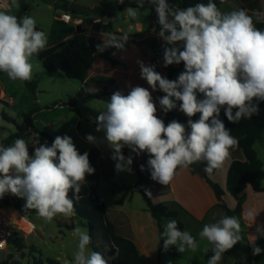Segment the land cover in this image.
Wrapping results in <instances>:
<instances>
[{"label": "clouds", "instance_id": "9594fccd", "mask_svg": "<svg viewBox=\"0 0 264 264\" xmlns=\"http://www.w3.org/2000/svg\"><path fill=\"white\" fill-rule=\"evenodd\" d=\"M145 2L154 7L158 17V35L165 44L164 67L183 63L184 70L170 80L156 71L155 65L138 60L140 77L151 91L139 85H129L126 95L115 91L94 120L96 131L104 133L102 141L91 134L86 140L107 144L118 173L132 172L133 157H125L124 148L137 156L146 153L151 179L166 186L195 163L205 162L204 172L211 175L239 146L238 138L220 119L222 110L234 124L259 114V102H264V30L256 27V22L264 23V11L256 10L253 15L245 9L222 12L213 0L183 9L169 0H135L137 7L124 10L127 18L137 19ZM7 7V11H0V72L11 81L28 82L33 78L32 59L46 50L48 36L37 30L34 17L12 13L20 8L19 0H10ZM107 35V41L104 38V43L96 46L98 52L108 47L122 50L129 38L127 34L119 38ZM157 90L164 93L159 109L166 114L179 101V110L189 117L186 125L177 120L165 124L159 117L152 95ZM196 114H200L199 119H191ZM33 146L30 155L22 138L8 146L0 144V199L8 194L24 199V210H35L45 223L57 215H76L81 186L95 172L89 154H81L68 135H57L49 145L47 141L40 143L37 134ZM257 147L258 142L253 144L254 150ZM140 167L143 171L145 166ZM146 193L151 197L149 190ZM248 216L255 221V213ZM82 219L86 224V218ZM213 219L215 222L205 224L198 233L200 240L211 246L207 264H219L224 253L242 240L238 217L224 215L216 220L214 215ZM257 232L264 236L260 226ZM73 235L78 238L76 251L65 264H109L111 258L90 250L92 239L87 228L78 225ZM160 235L165 250L176 246L183 253L199 247L197 239L181 230L175 219L165 223ZM262 251L253 246L252 254Z\"/></svg>", "mask_w": 264, "mask_h": 264}, {"label": "rangeland", "instance_id": "374dc122", "mask_svg": "<svg viewBox=\"0 0 264 264\" xmlns=\"http://www.w3.org/2000/svg\"><path fill=\"white\" fill-rule=\"evenodd\" d=\"M68 1L71 3L65 0H19L20 8L12 9L11 11L13 14L19 15L24 12V4L29 6L26 14L35 18L37 30L47 33L48 46L50 47H61L66 42H64V38L69 35L73 36L80 25L86 30L88 35L96 41L104 43V38L107 41V34L110 33L105 27L111 22L114 31L118 33L114 35L118 38L124 34L129 36L145 33L141 37L129 36L126 43L129 41L139 42L140 48L152 51L151 42L156 39L164 50V41L159 37V32H155V28L158 25L157 14L156 20H154L151 9L141 8L137 19L130 20L124 13L127 7H137L135 0H126L124 10L119 8L117 0H108L105 5L103 0ZM80 5L86 7H81ZM143 7H145V4ZM108 12L111 15L106 14ZM118 13L119 16L117 18ZM66 14L71 17L70 21L64 19ZM145 39L147 40L144 41ZM121 57L125 61H133L132 59H134L137 73L135 78L129 82V85L149 88L147 82L140 77V67L137 63L138 60H141L146 65H151L148 59L144 56L140 58L137 55L133 56L126 53L121 55ZM162 62L164 64V61ZM32 63L33 78L30 82L36 84V89L28 86L27 82L11 81L6 74H0V92L4 91L6 93V100H2L0 103V144L4 145L7 139L18 132L17 126L25 123L27 114H33L32 122L35 125V129H30L21 137L28 143L30 155L34 153L33 142L37 134L40 143L47 141L49 145H51L57 135H68L73 139L77 150L81 154L85 152L87 147L99 148L102 151L101 154L95 150L89 156L90 164L95 169V172L87 176L82 186H87L90 189L96 187L97 194L104 200L110 217L117 220L118 224H120V219H125L127 214L132 218L134 216L138 225L144 224L147 226V235L149 236L147 242L149 243L150 254L156 256V261L148 259L144 264H184L187 262L186 254L193 256L194 260L200 258V246L194 252L186 250V254L183 255L179 254L176 246L170 247L171 253L170 249L168 253L161 254L159 252L160 236L158 233L155 241L153 240L151 229L155 222L152 215L148 212V198L142 190L147 189L152 192L151 196L153 198H155V194H153L152 187L145 180H142L140 173L134 167L138 163L136 154L128 153V155L133 157L132 172L118 173L115 170V161L111 159L112 150L107 144L103 142L91 144L86 140V136L91 134L96 136L98 141H102L104 133L96 131L97 125L94 120L98 116L99 111L105 109L106 102L94 100L78 108L67 105L84 85L87 92L104 90L106 84L102 80L103 77H93L89 72L87 80L83 83L79 80L68 78L61 71H47L41 60L36 56L33 57ZM180 65L170 66L180 67ZM182 71H179L173 80L177 79ZM158 72L163 77L167 75L165 68H160ZM105 74L116 78L119 83L118 87H114L115 89L108 88V91L115 92L119 90L126 92L129 90L128 82L122 79L117 72L110 71L105 72ZM149 90L151 91L150 88ZM156 93L157 91L153 92L152 95L159 99ZM176 103L178 107L179 101ZM177 107L172 111L176 110ZM3 115L13 119V122L6 119ZM258 117L264 119V112L259 110ZM259 152L264 162V151L260 150ZM100 156L101 159H99ZM225 174L224 163L220 169H217L211 175L207 174V176L220 185L219 182L223 181ZM20 200L25 204L24 199L20 198ZM119 209H122V214ZM17 212L11 194L0 199V213L6 214L17 223L20 231L7 249L0 251V264H13L16 261L21 264H35L36 260H42L44 264H48L46 262L48 258L65 264L66 260L71 261L73 259L78 243V238L73 235V229L79 225L87 228L89 234L91 233L89 222L87 221L84 224L82 217L78 215L71 217L57 215L51 223H45L36 213H32L30 216L22 214L20 218L23 216L27 221L25 226L22 227L23 221L19 218L18 214L20 213ZM20 238L24 239V249H20L16 243V240ZM94 244L105 257L111 258L109 264L117 263L116 255H108L110 248L101 232L95 233ZM89 248L94 250L90 246Z\"/></svg>", "mask_w": 264, "mask_h": 264}, {"label": "trees", "instance_id": "16d2710c", "mask_svg": "<svg viewBox=\"0 0 264 264\" xmlns=\"http://www.w3.org/2000/svg\"><path fill=\"white\" fill-rule=\"evenodd\" d=\"M47 1V0H44ZM108 0H103L105 5ZM207 0H169V3L180 8H187L194 6L197 3H207ZM151 9L153 19L156 20V13L154 7L145 2V7ZM29 6L24 4V12L20 13L17 16H23L28 12ZM100 10V9H98ZM111 15V13H106ZM256 27L264 30V23L257 22ZM110 33L118 34L114 31L113 25L109 22L105 27ZM160 25L155 28V32H159ZM145 33L140 35H129L132 37H141ZM133 41H129L125 44L129 46ZM103 44L102 42L96 41L90 35L86 33V30L80 25L77 27L75 34L69 38L61 47L58 46H47L46 50L39 53L38 57L44 68L49 72L61 71L68 78L79 80L85 82L89 75L90 69L95 63L97 58H104L109 61L113 66L120 64L119 60L113 57V52L116 50L115 47H108L103 52H98L96 46ZM151 49L154 54L152 58L151 65H155L156 71H159L160 68H165L167 70V76L165 78L173 80L177 73L181 70H184V65L181 63L180 67L168 66L164 67L163 64V49L161 48L159 42L154 39L151 42ZM162 60V61H161ZM2 74V72H0ZM105 82V89L102 91H92L87 92L86 86L84 85L78 94L71 99L67 105H70L74 108H78L83 104L90 103L94 100H101L107 102L110 100L111 95L114 92H110L107 89L115 84L113 79L102 78ZM28 86L32 89H36V84L30 81L27 82ZM160 97L164 95L162 91L157 90ZM126 95V94H125ZM2 99H0V103ZM156 102V101H155ZM157 104V103H156ZM180 104V102H179ZM158 108V115L163 119L166 124L172 120H177L183 124H187L189 117L179 110V106L176 110L164 113ZM259 110L264 112V102H259ZM200 114H196L191 119H199ZM6 119H9L13 122V119L9 118L6 115H3ZM33 114H27L25 117V123L18 125V132L12 135L9 139L4 142V146L12 144L17 138H21L26 132L30 129H35V125L32 122ZM220 119L225 123L226 127L231 130V134L238 138L239 146L243 150L246 159L244 161L236 160L232 163L227 177V188L232 196L237 200V206L234 210H231L227 207L226 204L221 203L225 208L229 216L241 217L243 211V205L246 200V195L244 190L247 186H250L253 190L264 192V162L259 157L257 150L253 149V144L257 143L264 134V119L258 117V115H253L251 119H242L239 123H231L227 120V117L224 115L223 110L220 114ZM123 154L129 153L128 148H124ZM206 164L205 162L195 163L189 166L194 173H197L203 177L207 178L208 183L211 185L214 193L217 198L222 202L225 195V191L222 187L208 178L207 174L204 172ZM137 170V169H136ZM138 171V170H137ZM216 170L213 171V173ZM89 182V181H88ZM148 198V211L152 214L153 218L157 221L160 234L163 232L164 226L162 225L165 218H173L178 222V227L181 230H186L184 223L178 219V212L171 210L163 202H155L153 197H149L146 193V189L142 190ZM70 196H73V193H69ZM79 199L75 201V211L76 215L86 218L90 224L91 228V239L92 242L89 245L98 251L97 247L94 244V235L97 232H101L103 237L110 248L108 255L117 256L116 264H141V256L136 244L117 233L115 224L109 220L106 204L104 200L98 196L96 187L88 188L87 186H82L79 193ZM13 204L16 210L22 215L30 216L32 213H36L35 210H24V204L20 198L13 196ZM74 198V197H73ZM16 243L20 249H24V239L20 238L16 240ZM168 250L163 248V240L160 235V253H168ZM212 255V252L209 248L207 252V260ZM48 264H61L60 261L55 259L48 258L46 260ZM13 264H21L20 262H14ZM35 264H44L42 260H36ZM190 264H199L194 261Z\"/></svg>", "mask_w": 264, "mask_h": 264}, {"label": "crops", "instance_id": "0c3cea01", "mask_svg": "<svg viewBox=\"0 0 264 264\" xmlns=\"http://www.w3.org/2000/svg\"><path fill=\"white\" fill-rule=\"evenodd\" d=\"M65 1L70 2L68 0ZM74 1L76 0H73L72 2ZM125 1L126 0H124L123 3H119L117 0L118 6L121 10H124L126 6ZM213 2L217 4L222 12H231L233 10L245 9L249 15H253L254 11L256 10L264 11V0H224V3H221L220 0H213ZM80 6L86 7L84 5ZM70 37H72V35L65 37L64 42L67 41ZM146 40L147 39H145L144 41ZM138 44L140 43H131L129 46L124 47V49H116L113 52V57L120 62V64L117 66H113L104 58H97L90 69V75L93 77L113 79L115 81V84L109 87V89H113L114 87L119 86L118 80L112 76L106 75L105 72H117L122 79L128 82L129 85V82L133 78H135L137 73L134 66V59H132L133 61H125L124 59H122L121 55L126 53L132 54L133 56L137 55V57L140 58L141 56H144L150 63L152 61V58L154 57V54L151 50L149 51L146 48H140ZM128 91L122 93L127 94ZM156 94L160 98L158 91ZM153 98L159 105V99L154 96ZM0 99L6 100V93L4 91L0 92ZM95 150L100 154L102 153L99 148L95 147H87L85 152H87L90 156V154ZM256 150L259 157L261 158L259 151H264V134L258 141V147L256 148ZM124 155L125 157L129 156L128 153ZM136 158L138 159V163L137 165H134V167H136L135 169H137L140 173L142 180H145L150 185V187H152V191L154 192L153 194H155V198H153L155 199L154 201L163 202L171 210L177 211L178 219L184 223L186 230L189 231L197 239L198 245L201 249L200 258L194 260L193 256H191L190 254H186V251L183 253L179 252L180 255L186 254L187 256V262H185L184 264H190L194 261L198 262L199 264H207V252L204 251V248L206 246L210 248L211 246L207 245L206 240H200L198 233L202 230L205 224L215 222L213 219L214 215L216 220L220 219L224 215L229 216L221 203L226 204L227 207L231 210H234L236 208L238 202L236 198L232 196L228 191L227 177L230 167L234 161H244L246 159L243 150L240 148L233 149L231 151L229 160L227 159L224 162L226 168V176L222 179V182H219L222 189L225 191L222 202L217 198L214 190L208 183L207 178L194 173L190 167L180 171L179 174L175 176V178L168 185L165 186L151 179L150 172L147 168L148 156L146 153H142L139 156L136 155ZM99 159H101V156ZM141 165L145 166L143 171H141ZM244 194L246 195V200L243 205L241 217L239 218L242 228V240L238 242L231 250L224 253L219 264H264V251H262L260 255L254 256L252 254L253 246H259L260 248L264 249V236L259 235V233L257 232L258 226L264 229V192L255 191L250 186H247V188L244 190ZM119 212L122 214V209H119ZM249 212H253L256 214L255 221L249 218ZM107 214L109 220L115 224L117 233L129 240H132L136 244L141 256V264H144V262L148 259L156 261V256L154 254H150V247L149 243L147 242L149 236L147 235L146 225H138L136 223L135 217L133 216L132 218L127 214L125 216V219H120V224H118L117 220H114V218L110 217L108 211ZM149 214L151 213L149 212ZM171 219L173 218H165L162 225L165 226V223ZM153 220L155 223L152 229L151 225L149 227L153 235V240L155 241L158 233L160 236V231L157 221L154 218Z\"/></svg>", "mask_w": 264, "mask_h": 264}, {"label": "built area", "instance_id": "2783aa9c", "mask_svg": "<svg viewBox=\"0 0 264 264\" xmlns=\"http://www.w3.org/2000/svg\"><path fill=\"white\" fill-rule=\"evenodd\" d=\"M9 3V0H0V10H8ZM64 19L70 21L71 17L66 14ZM19 232L17 224L6 214L0 213V251L7 249Z\"/></svg>", "mask_w": 264, "mask_h": 264}, {"label": "bare ground", "instance_id": "6f19581e", "mask_svg": "<svg viewBox=\"0 0 264 264\" xmlns=\"http://www.w3.org/2000/svg\"><path fill=\"white\" fill-rule=\"evenodd\" d=\"M17 213H18V212H17ZM18 215H19V218H20V215H21V214H18ZM20 219H22V221H23V222H22V224H21V225H22V227H24V226H25V224L27 223V221H26V219H25L23 216H21V218H20ZM16 224H17V223H16Z\"/></svg>", "mask_w": 264, "mask_h": 264}]
</instances>
